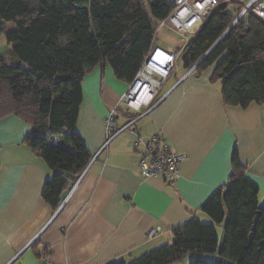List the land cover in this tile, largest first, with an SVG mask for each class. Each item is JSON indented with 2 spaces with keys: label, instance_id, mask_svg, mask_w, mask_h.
I'll list each match as a JSON object with an SVG mask.
<instances>
[{
  "label": "crops",
  "instance_id": "1",
  "mask_svg": "<svg viewBox=\"0 0 264 264\" xmlns=\"http://www.w3.org/2000/svg\"><path fill=\"white\" fill-rule=\"evenodd\" d=\"M219 1L231 10L240 7ZM162 31L182 41L173 29L161 28L153 48L179 50L181 43H158ZM3 36L0 58L13 48ZM214 68L198 74L180 61L157 105L136 123L145 139L162 135L175 152L187 156L172 184L139 174L137 162L144 151L135 149L129 133L104 148L110 111L118 109L120 125L133 116L120 103L130 84L117 79L108 64L98 65L82 81L77 132L91 161L80 179L69 184L59 209L43 197L53 171L25 143L30 124L16 115L0 119V264L130 263L172 244L173 231L193 216L213 223L201 208L229 182L235 152L246 176L257 183L263 206L264 103L245 109L226 106L221 83L210 82ZM224 224L217 227L220 245Z\"/></svg>",
  "mask_w": 264,
  "mask_h": 264
},
{
  "label": "trees",
  "instance_id": "2",
  "mask_svg": "<svg viewBox=\"0 0 264 264\" xmlns=\"http://www.w3.org/2000/svg\"><path fill=\"white\" fill-rule=\"evenodd\" d=\"M174 9L168 0H0V35L13 46L0 58V119L16 115L30 124L25 143L53 171L43 197L55 210L91 161L77 132L84 77L105 63L131 84L153 49L158 23ZM241 10L215 8L181 63L198 74L215 66L210 82L221 83L225 105L245 109L264 103V22L246 14L234 24ZM258 195L235 152L229 182L201 208L213 223L193 216L173 231L172 244L110 264H176L188 254L196 257L190 264H264Z\"/></svg>",
  "mask_w": 264,
  "mask_h": 264
},
{
  "label": "built area",
  "instance_id": "3",
  "mask_svg": "<svg viewBox=\"0 0 264 264\" xmlns=\"http://www.w3.org/2000/svg\"><path fill=\"white\" fill-rule=\"evenodd\" d=\"M228 3L241 7V13L234 24L246 14H251L264 22V0H249L242 4V0H225ZM219 0H176L173 13L158 23V29L171 28L181 36V48L174 53H169L160 48H153L145 58L139 72L130 84L120 103L134 118L129 119L124 125L118 123L120 114L113 108L106 120L107 141L104 148L119 135L127 132L133 138L135 149L142 148L137 162V171L146 179L160 178L167 183H174L180 177L181 165L187 158L185 154L175 152L167 139L162 135H155L150 139L141 136L136 123L142 118L143 113L150 112L156 105V99L181 61L182 54L190 39L200 30L212 11L220 6ZM195 69L192 68L190 72ZM157 230H154L153 236ZM38 264H51L42 260Z\"/></svg>",
  "mask_w": 264,
  "mask_h": 264
},
{
  "label": "rangeland",
  "instance_id": "4",
  "mask_svg": "<svg viewBox=\"0 0 264 264\" xmlns=\"http://www.w3.org/2000/svg\"><path fill=\"white\" fill-rule=\"evenodd\" d=\"M249 2V0H246V3H248ZM7 27H8V29H9V31H13V30H15V28H16V26H15V24H13V23H9V24H7ZM4 37V36H3ZM166 38V39H165ZM193 38V37H192ZM192 38L190 39V41L192 40ZM165 40H168L169 41V43H173V45L175 44H177V43H181L180 45L182 46V44H183V42L182 41H180L179 42V38L178 37H176L175 35H171V36H167L166 34H165V32H161V34L158 36V43H161V42H163V41H165ZM161 45V44H160ZM180 46V47H181ZM180 71H182L183 70V68H182V66H180ZM166 85V84H165ZM223 232V231H222ZM222 232L220 231V235L222 234ZM221 246V245H220ZM217 255H218V253H217ZM216 255V256H217ZM216 256H213V255H207V254H199V257H201V258H203L204 260H208V261H211V260H213V258L214 257H216ZM193 260H196V257L193 255V254H188L187 255V257L185 258V259H183L181 262H178V263H176V264H190V262L191 261H193Z\"/></svg>",
  "mask_w": 264,
  "mask_h": 264
}]
</instances>
